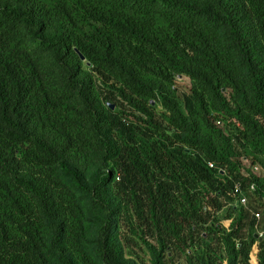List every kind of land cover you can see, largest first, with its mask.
Returning a JSON list of instances; mask_svg holds the SVG:
<instances>
[{
	"label": "trees",
	"instance_id": "16d2710c",
	"mask_svg": "<svg viewBox=\"0 0 264 264\" xmlns=\"http://www.w3.org/2000/svg\"><path fill=\"white\" fill-rule=\"evenodd\" d=\"M242 158L264 0H0V264H264Z\"/></svg>",
	"mask_w": 264,
	"mask_h": 264
},
{
	"label": "rangeland",
	"instance_id": "374dc122",
	"mask_svg": "<svg viewBox=\"0 0 264 264\" xmlns=\"http://www.w3.org/2000/svg\"><path fill=\"white\" fill-rule=\"evenodd\" d=\"M175 86L177 87V94L179 96V100H180V102H182L183 96L186 93H188L190 90L191 79L186 75L179 76V77H177V81H176ZM241 162H242V170L245 174H252V175H255L256 177H258L259 179H264V163L263 164L262 163H253V162H251V160H247L244 158H242ZM255 165L260 166L261 170L255 171L254 170ZM247 195H248V203L244 207H247V206L252 207V205L255 204L254 203V200H255L254 195H253V193H249V194L247 193ZM234 203L237 204L238 206H242L238 202H234ZM218 216H219V219L221 220L222 224H224L226 227H230L231 224L233 223L234 219H235V216H233L231 210L228 207H225L222 211H220ZM262 219H263V216H262L261 220ZM262 225H263V222L261 223V225H259L258 229H256L259 236H264V232H263L264 226H262ZM144 258H145L144 259L145 263H143V264H150L149 256L146 255ZM128 259L132 260V257H128Z\"/></svg>",
	"mask_w": 264,
	"mask_h": 264
},
{
	"label": "built area",
	"instance_id": "2783aa9c",
	"mask_svg": "<svg viewBox=\"0 0 264 264\" xmlns=\"http://www.w3.org/2000/svg\"><path fill=\"white\" fill-rule=\"evenodd\" d=\"M209 165L211 167H214V164L213 163H209ZM254 170L255 171H260L261 168L260 166L258 165H255L254 166ZM250 189L251 190H255V183H251L250 185ZM232 196L234 198V202H238L239 204H241L242 206H246L247 203H248V195L247 193L245 192V190L242 188V186L240 184H236L232 190ZM231 205V203L229 204ZM253 215L255 216V218L257 219V221H260L263 214H262V211L261 210H253L252 211ZM258 224L256 225V229H258ZM264 232V230H263ZM263 235V234H262Z\"/></svg>",
	"mask_w": 264,
	"mask_h": 264
},
{
	"label": "water",
	"instance_id": "95a60500",
	"mask_svg": "<svg viewBox=\"0 0 264 264\" xmlns=\"http://www.w3.org/2000/svg\"><path fill=\"white\" fill-rule=\"evenodd\" d=\"M81 58L84 59V56L81 54ZM112 108H114V105H112Z\"/></svg>",
	"mask_w": 264,
	"mask_h": 264
}]
</instances>
